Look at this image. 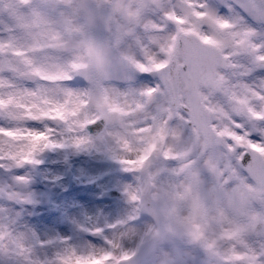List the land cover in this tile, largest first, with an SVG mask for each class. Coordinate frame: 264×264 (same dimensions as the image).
<instances>
[{"label":"snow or ice","instance_id":"snow-or-ice-1","mask_svg":"<svg viewBox=\"0 0 264 264\" xmlns=\"http://www.w3.org/2000/svg\"><path fill=\"white\" fill-rule=\"evenodd\" d=\"M227 7L0 0V168L91 146L103 121L138 173L106 246L42 241L0 205V264H264V0ZM0 196L28 199L12 185Z\"/></svg>","mask_w":264,"mask_h":264},{"label":"rangeland","instance_id":"rangeland-1","mask_svg":"<svg viewBox=\"0 0 264 264\" xmlns=\"http://www.w3.org/2000/svg\"><path fill=\"white\" fill-rule=\"evenodd\" d=\"M235 0H212L222 15H231L228 4ZM145 79V74H139L135 83L139 86L149 83ZM31 86V84H29ZM123 86V82H122ZM0 123L4 121L0 120ZM29 126L44 130L46 126H51L57 130L54 139H63L61 133L62 126L51 121H32ZM104 132L99 136H93L94 143L91 146L77 149L68 145L65 147H51L43 152L37 153L36 159L40 163H26L25 165L5 170L0 168V187L12 185L22 195L28 197L24 201H9L6 197L0 196V205L8 206L12 209V214L19 213L18 227L22 231H31L42 241H54L57 245L62 242V238H69L72 244L86 247L89 244L106 246L105 237L107 234L95 235L90 232L80 230L78 217H84L92 222L91 226L101 227L108 222L112 214L116 211L96 209L91 215L85 212L82 206V197L86 190L80 187L79 181H94L98 178L104 181L101 189L100 203L128 201L130 205H124L123 214L125 218L132 210V203L129 200L127 187L135 185L138 173L129 170L120 175L110 167L108 158H117L112 151L111 141L104 137ZM105 159L106 164L101 160ZM27 177L26 182H17L15 177ZM118 190L120 195L111 198L110 190ZM49 194L50 200L43 204V196ZM112 219V218H111ZM86 220L82 223L85 225ZM131 247L132 242H127Z\"/></svg>","mask_w":264,"mask_h":264},{"label":"bare ground","instance_id":"bare-ground-1","mask_svg":"<svg viewBox=\"0 0 264 264\" xmlns=\"http://www.w3.org/2000/svg\"><path fill=\"white\" fill-rule=\"evenodd\" d=\"M103 161V163H107L105 161L104 158L101 159ZM108 162H110V167L114 170L115 173L117 174H124L126 173L127 170V165L120 159L118 158H108ZM79 185L80 187L85 188L86 190V194L82 197V206L84 207L85 212L89 213V215H91L93 210L96 209H103V210H107V211H111L112 212V208L114 210H116L113 214H112V219L110 218V220L106 223H104L101 227L98 226H91L92 222L90 220L85 219L84 217H78V221L80 222L79 225L80 226V230L83 232H90L92 234L95 235H102V234H107V233H112L113 234V230L109 227L112 224H115L117 221L125 219V216L121 213H123V208L124 205H130V203L126 200L122 203L119 202H104V203H100L99 198L101 196L100 192L101 189H103L104 187V181L100 178H98L97 180L95 179L94 181H90L87 180L85 182L79 181ZM86 220L85 225L82 224L84 221ZM95 229H102V232H96ZM107 237H110L107 234Z\"/></svg>","mask_w":264,"mask_h":264},{"label":"water","instance_id":"water-1","mask_svg":"<svg viewBox=\"0 0 264 264\" xmlns=\"http://www.w3.org/2000/svg\"><path fill=\"white\" fill-rule=\"evenodd\" d=\"M106 128L105 122L100 121L98 122L96 125H92L89 127V132L95 136H99ZM110 195L111 197H116L119 196V192L117 190H111L110 191ZM50 200V196L49 195H45L43 197V203L46 204L48 203Z\"/></svg>","mask_w":264,"mask_h":264}]
</instances>
